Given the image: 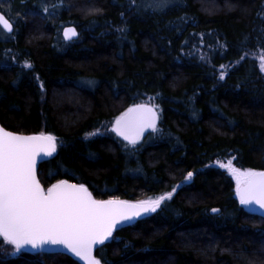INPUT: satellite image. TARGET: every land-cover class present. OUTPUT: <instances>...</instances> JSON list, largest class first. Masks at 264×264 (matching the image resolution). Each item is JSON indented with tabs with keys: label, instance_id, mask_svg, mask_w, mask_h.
<instances>
[{
	"label": "trees",
	"instance_id": "obj_1",
	"mask_svg": "<svg viewBox=\"0 0 264 264\" xmlns=\"http://www.w3.org/2000/svg\"><path fill=\"white\" fill-rule=\"evenodd\" d=\"M150 2L0 0L14 29L0 25V122L56 136L57 151L38 170L45 188L68 179L101 199L138 201L181 185L96 248L103 264H264V217L240 203L216 163L264 170V73L255 56L264 50V0ZM68 27L78 36L65 38ZM141 102L160 106L162 131L126 150L112 124ZM0 264L83 263L15 252L0 237Z\"/></svg>",
	"mask_w": 264,
	"mask_h": 264
},
{
	"label": "snow or ice",
	"instance_id": "obj_2",
	"mask_svg": "<svg viewBox=\"0 0 264 264\" xmlns=\"http://www.w3.org/2000/svg\"><path fill=\"white\" fill-rule=\"evenodd\" d=\"M169 3L170 0H151L144 6L161 9L167 8ZM132 7L139 9L140 5L136 0H129V8ZM0 25L9 33L14 30L3 13H0ZM63 35L71 39L78 33L75 27H68L63 29ZM259 61V68L264 71V53ZM24 67L30 69L32 65L25 61ZM220 68L219 79H224L225 66ZM161 112L158 104H133L115 118L113 130L127 142L124 144L126 150L131 146L134 151L146 130L162 131L158 123ZM56 147L57 138L51 133L22 135L0 126V237L13 246L15 252L26 245L42 251L46 246L56 245L61 247L50 250L67 249L86 264H103L94 254L97 246L110 241L118 228L130 226L137 218L156 212L181 186L138 201L96 200L86 185L67 180H57L45 188L37 177V158L41 154L52 156ZM216 163L235 176L241 204L264 208V170L236 168L232 160ZM193 175V171H188L184 183L190 182ZM211 211L218 213L220 210L213 208Z\"/></svg>",
	"mask_w": 264,
	"mask_h": 264
},
{
	"label": "water",
	"instance_id": "obj_3",
	"mask_svg": "<svg viewBox=\"0 0 264 264\" xmlns=\"http://www.w3.org/2000/svg\"><path fill=\"white\" fill-rule=\"evenodd\" d=\"M141 103H146V102H141ZM141 103H136V104H141ZM114 123V122H113ZM159 123V122H158ZM113 125V124H112ZM0 126L4 127L5 129H7L8 131H11V132H16V131H13V130H10L8 128H6L4 125H2V123L0 122ZM112 130H113V127H112ZM150 130V129H149ZM149 130H146L145 133ZM114 131V130H113ZM115 132V131H114ZM16 133H19V134H22V135H32V134H25V133H20V132H16ZM116 133V132H115ZM144 133V135H145ZM117 134V133H116ZM118 135V134H117ZM119 136V135H118ZM120 137V136H119ZM122 138V137H120ZM123 139V138H122ZM55 153H53L54 155ZM52 155V156H53ZM52 156H45L43 154H41L40 157L37 158V164H36V171H37V177L38 179L40 180L39 178V173H38V170H39V166L41 163H43L44 161H46L47 159H49L50 157ZM63 180H67L71 183H74V184H82V183H79V182H75V181H71V180H68V179H63ZM41 182V180H40ZM41 184L43 185V183L41 182ZM85 185V184H84ZM44 186V185H43ZM87 186V185H86ZM45 187V186H44ZM88 188V191L91 192L92 196L96 199V200H109L111 198H107V199H101V198H98L96 197L93 192L90 190V188L87 186ZM238 195V194H237ZM239 197V196H238ZM120 200H126V201H135V200H129V199H120ZM244 205V204H243ZM249 211L259 215V216H263L264 217V208H261L259 205H256V204H253V205H244ZM143 217V216H142ZM140 218V217H139ZM139 218H137L136 220H138ZM135 220V221H136ZM61 246H56V245H51V246H46L45 250L43 251H48V252H58V253H64V254H67L69 255L70 257L80 261L81 263L83 264H86V261H83L82 259H80L79 257H76L74 253H71L69 252L67 249H63V250H60V251H51L50 249H59ZM98 247V246H97ZM21 250H24V251H28V252H39V251H42L40 249H36V248H33L32 246L30 245H26L24 246L23 248H21ZM94 254H95V251H94Z\"/></svg>",
	"mask_w": 264,
	"mask_h": 264
},
{
	"label": "rangeland",
	"instance_id": "obj_4",
	"mask_svg": "<svg viewBox=\"0 0 264 264\" xmlns=\"http://www.w3.org/2000/svg\"><path fill=\"white\" fill-rule=\"evenodd\" d=\"M262 53H264V50H262V51H260V52H257L256 54H255V56L258 58V62L260 63V61H259V57H260V55L262 54ZM263 73H264V71H263ZM57 149H58V143H57V147H56V151H57ZM228 162V160H226V161H221V164H223V163H227ZM235 166V165H234ZM236 167V166H235ZM236 168H239V167H236ZM240 169H243V168H240ZM230 173V172H229ZM230 175L232 176V178H233V180H234V182H235V188H236V178H235V176L234 175H232L231 173H230ZM149 198V197H148ZM144 199H147V198H144ZM144 199H142V200H144Z\"/></svg>",
	"mask_w": 264,
	"mask_h": 264
}]
</instances>
